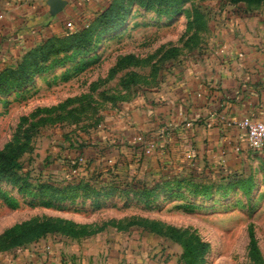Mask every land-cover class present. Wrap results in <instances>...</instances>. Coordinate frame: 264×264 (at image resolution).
Here are the masks:
<instances>
[{
  "label": "rangeland",
  "instance_id": "374dc122",
  "mask_svg": "<svg viewBox=\"0 0 264 264\" xmlns=\"http://www.w3.org/2000/svg\"><path fill=\"white\" fill-rule=\"evenodd\" d=\"M149 2L124 0L116 20L87 27L90 18L62 33L90 30L80 41L56 42L45 59L26 57L50 36L41 38L0 67L24 64L0 91V150L29 137L15 180L0 178V234L50 220L57 229L33 242L68 239L60 228L71 222L94 234L163 242L167 264H264V153L230 174L156 179L121 165L99 140L122 106L164 83L174 63L204 42L218 0H180L169 13ZM176 235L189 238L187 255Z\"/></svg>",
  "mask_w": 264,
  "mask_h": 264
},
{
  "label": "crops",
  "instance_id": "0c3cea01",
  "mask_svg": "<svg viewBox=\"0 0 264 264\" xmlns=\"http://www.w3.org/2000/svg\"><path fill=\"white\" fill-rule=\"evenodd\" d=\"M109 1L0 0V67L41 38L61 35L67 22L89 20ZM244 116L264 120V0H218L204 42L174 63L164 83L122 106L99 140L121 165L151 178L230 174L252 153H264L246 144L237 126ZM148 140L155 148L144 155ZM162 243L121 234L47 236L0 253V264H167Z\"/></svg>",
  "mask_w": 264,
  "mask_h": 264
},
{
  "label": "trees",
  "instance_id": "16d2710c",
  "mask_svg": "<svg viewBox=\"0 0 264 264\" xmlns=\"http://www.w3.org/2000/svg\"><path fill=\"white\" fill-rule=\"evenodd\" d=\"M133 1V0H132ZM150 2L146 4V6L152 10H155L157 13H169L172 10V6H175L180 0H149ZM124 0H110L107 6L99 11L91 20L88 21L87 27L93 26L95 23H107L112 22L117 19L120 11L124 6ZM176 12V11H175ZM84 22L79 23L81 25ZM90 30L77 29L67 35H53L48 37L45 41L42 42L38 46V48L31 50L28 52L27 56H36L39 55L42 58H47L48 53H52L54 49V45L56 42H64L65 39L69 38L72 40L80 41L79 38L86 36ZM25 60V59H24ZM24 64H20L17 66V69H11L10 67H5L0 71V91L8 86V78L9 76L15 75L18 73ZM23 137L15 136L13 140L6 143L3 148L0 150V178H5L10 181H14L15 179V171L18 168V159L23 154L27 141L29 137H26L22 140ZM230 176H227L229 178ZM222 179H227L225 177H220ZM177 179V178H173ZM172 179V180H173ZM178 182V181H177ZM4 201L10 205L11 207H15L16 203L12 200L6 193H1ZM67 226L60 228L61 231L65 232L66 235L71 239H81L88 237L90 235H94V232H88L84 227H76L75 224L71 222H66ZM56 221L52 222L50 220H43L37 222L25 221L21 223H17L10 228L4 230L0 234V251H6L9 249L17 248L19 246H24L30 242L38 240L40 237L55 231ZM151 230V229H150ZM151 231H159V230H151ZM157 233V232H156ZM174 238L182 245L185 251V255H187V251L190 249L189 238H180L178 235L174 236ZM199 246L201 247L199 251L203 252L205 249V245L199 242Z\"/></svg>",
  "mask_w": 264,
  "mask_h": 264
},
{
  "label": "built area",
  "instance_id": "2783aa9c",
  "mask_svg": "<svg viewBox=\"0 0 264 264\" xmlns=\"http://www.w3.org/2000/svg\"><path fill=\"white\" fill-rule=\"evenodd\" d=\"M67 27L71 28L73 25L71 22H67ZM87 26V22L84 23ZM188 125V124H187ZM238 129L244 134L246 144L257 150H264V120L252 119L249 116H244L237 122ZM133 141H139V138H133ZM155 148V142L153 140H148L145 143L142 152L144 155L152 154ZM108 164H112L113 160L111 158L107 159Z\"/></svg>",
  "mask_w": 264,
  "mask_h": 264
},
{
  "label": "water",
  "instance_id": "95a60500",
  "mask_svg": "<svg viewBox=\"0 0 264 264\" xmlns=\"http://www.w3.org/2000/svg\"><path fill=\"white\" fill-rule=\"evenodd\" d=\"M54 2V1H53ZM56 6V5H55Z\"/></svg>",
  "mask_w": 264,
  "mask_h": 264
}]
</instances>
